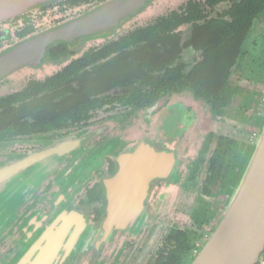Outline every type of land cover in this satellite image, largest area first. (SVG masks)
Returning a JSON list of instances; mask_svg holds the SVG:
<instances>
[{"label": "flooded vegetation", "instance_id": "af4514ba", "mask_svg": "<svg viewBox=\"0 0 264 264\" xmlns=\"http://www.w3.org/2000/svg\"><path fill=\"white\" fill-rule=\"evenodd\" d=\"M113 1L116 0H50L17 15L0 18V57L23 43L60 29ZM57 14L67 16L53 19ZM115 29L81 37L73 42H55L48 48L47 58L39 66H25L0 79V93L5 92L6 89L12 91L22 87L11 93L14 94L25 90L31 83L46 81L64 70L72 59L78 57L77 52L71 49L73 44L78 41H92L94 38L98 40V37L102 38ZM191 31L186 33L184 30L183 37L188 39ZM247 43L245 50L248 52ZM98 47L91 45L83 53ZM53 49L57 51L67 49L69 54L54 60L51 58ZM195 54L193 48L188 47L184 50L182 58H190ZM48 59L55 61L58 66L57 64L47 66L44 71H39ZM243 63L233 72V80ZM89 69L84 72V78L81 79L82 76L77 75L78 81H76V77L72 76L75 79L64 80L65 84H72L73 90L77 83L89 85ZM22 70L27 71L24 74L25 79L21 78L15 83L10 81V76ZM249 81L251 80L246 82L249 83ZM236 82L244 92L243 102L222 115L217 114L203 101L200 109L190 108L184 100L178 98L177 94L181 93H170L146 108L120 107L126 113V122L119 119L122 113L120 110L106 107L94 113L93 118L88 122L71 126L61 132L25 138L32 143H37L34 144L35 149L32 151H38L72 134L89 133L83 141L82 149L76 155L63 158L57 169L39 185L33 199L15 210L12 222L0 236V264H9L10 257L20 249L27 238L24 227L33 217L42 218L52 214L74 212L82 215L92 229L99 230L108 217L110 204L106 183L119 171L118 159L142 145H148L157 149L158 153H166L170 155V158H174L170 166L172 176L157 178L148 184L144 209L138 202L131 200L130 204L134 203V207L142 212L132 230H117L101 245L94 246L96 242H93L86 250L76 251L64 261H55L54 264H156L159 255L166 247L169 235L175 229H171L167 235L162 236L166 217L163 216L160 221H156L155 218L157 214H166L170 207L173 189L180 183L183 171L187 170L185 156L190 152V158H194L193 163L196 165L190 170L192 173L190 181L194 182L206 163L205 156L210 154L201 194L206 198H214L216 193L218 194L217 190L223 193L234 187L236 178L240 176L252 155L253 146L245 143L243 137L237 140L231 136L234 131L228 133L227 130L238 128L244 122H246L247 131L261 129L264 118L260 116L259 111L264 104V93L263 89H256L247 83L243 87L242 78ZM70 97H75V93L72 92ZM139 119H142V122H138ZM233 121L235 122L232 123ZM200 122H202L201 125ZM228 122H231L232 126ZM206 131L208 133L204 135ZM35 138L43 140L39 142ZM201 143L203 145L202 149L200 148L202 150L200 155L197 148ZM30 151H26L25 155ZM223 151H227L226 156H223ZM215 164H217L216 167L219 164L222 165L219 174L212 168ZM69 172L71 174L67 176ZM215 173L218 177L216 181H213ZM207 189L211 191L210 195L206 194ZM215 215V212H211L205 226L209 225ZM257 264H264V252Z\"/></svg>", "mask_w": 264, "mask_h": 264}, {"label": "trees", "instance_id": "16d2710c", "mask_svg": "<svg viewBox=\"0 0 264 264\" xmlns=\"http://www.w3.org/2000/svg\"><path fill=\"white\" fill-rule=\"evenodd\" d=\"M263 18L264 0H190L72 59L46 81L1 98L0 143L61 132L88 122L106 107L146 108L166 94L188 90L222 115L243 102L244 92L232 76L248 56L245 45L255 23ZM187 27L192 31L185 39ZM188 47L196 54L182 58ZM68 54L67 49H53L51 58ZM87 69L89 85L77 83L73 90L72 84H65L84 78ZM72 92L75 97H70ZM216 165L212 168L219 174L222 165ZM228 191L231 195L233 190ZM199 238L194 231L173 230L156 264H192L202 250Z\"/></svg>", "mask_w": 264, "mask_h": 264}, {"label": "water", "instance_id": "95a60500", "mask_svg": "<svg viewBox=\"0 0 264 264\" xmlns=\"http://www.w3.org/2000/svg\"><path fill=\"white\" fill-rule=\"evenodd\" d=\"M50 0H0V18H8ZM149 0H116L60 29L23 43L0 57V79L25 67L39 66L48 48L57 41L73 42L119 27L123 20L143 9ZM89 133L72 134L39 151L0 167V236L15 210L34 197L39 185L68 155H76ZM174 158L142 145L118 159L120 169L106 183L108 217L99 230L77 213L31 218L25 225L26 240L9 264H54L90 244L101 245L117 230H132L144 209L148 184L170 178ZM71 174L69 172L67 176ZM130 204V207H129ZM264 252V121L253 153L230 195L227 209L192 264H257Z\"/></svg>", "mask_w": 264, "mask_h": 264}, {"label": "rangeland", "instance_id": "374dc122", "mask_svg": "<svg viewBox=\"0 0 264 264\" xmlns=\"http://www.w3.org/2000/svg\"><path fill=\"white\" fill-rule=\"evenodd\" d=\"M188 1L189 0H151L143 9L134 13L129 18L123 20L120 27H118L114 31L109 32L102 38L101 36L98 37V40H96L97 38H94L95 40L92 39V41H78L73 44L71 49L77 52V56H80L88 49L89 46H101L102 44L118 40L120 37L126 35L130 31L138 27L146 26L154 18L167 15L168 13L179 8ZM60 16L67 15L57 14L53 19L59 18ZM184 30L186 33H190L191 28L187 27ZM246 49L248 50L249 55L245 59L242 67L235 73L234 80L238 81L240 80V78H242L243 82L241 83V85L243 87L244 84L247 83V80H251L249 81V83H247V85H251L256 89L261 88L263 89L264 93V78H262V75H264V18L263 20L257 21L255 23ZM185 56H187V54H185ZM56 64L57 63H55V61L48 59L44 63L43 68L39 71H44L47 66H56ZM26 73L27 71L25 70L15 73V75L10 76V81L15 83L16 80H20L21 78L25 79L26 76L24 74ZM15 89L14 90L16 92L22 89V87H18ZM14 90L10 91L9 89H6L5 92L0 93V97H6L13 93ZM177 95L178 98L184 100V103H187L190 108L194 109L198 107L200 109V106L203 105L202 101L196 99L194 97V94L189 90ZM117 109L122 112L119 119L126 122L127 119H125L126 113H124V110L120 107H118ZM259 112L260 116L264 118V104ZM96 115H98V113ZM235 120L238 121L237 119ZM138 122H142V119H139ZM234 122L235 121H233L232 123ZM201 123L202 122H200V125ZM228 123L232 126L231 122ZM245 124L246 122L241 123L240 127L238 128H229L227 132L229 133L230 131H234L231 136L235 137L237 140H241L243 137L245 143L251 144V146H253L256 142L258 131H247L248 129L246 128ZM228 127L229 126H227V128ZM205 129L206 126L203 128V130L205 131ZM207 133L208 132L206 131L204 135H206ZM35 139L39 142H42L43 140L42 138ZM34 144L37 143H32L27 139L14 140L7 143L1 142L0 167L25 157L26 151L28 152L31 150L30 152H32V149H35ZM202 145L203 144L201 143L197 148L198 154H200V151H202ZM167 146L169 147L170 145L168 144ZM190 157L191 153L189 152L184 158L185 162L187 163V170L183 171L180 183L173 189V193L171 195L172 202L170 203V207L168 208L166 214H157L155 220L160 221L163 216L166 217L163 226L164 229L162 230V236L167 235L171 229L189 230L199 233L200 238L198 241V245L199 247L203 248L210 238L211 234L213 233L214 229L224 216L229 203L230 193L229 191H225L222 193L221 191L217 190L218 194L216 193L214 198H206L202 196L201 191L204 183L203 181L206 177L205 174L210 154L205 156L206 163L203 165L200 173L197 176V180L194 182L190 181V177L192 174L190 170H192V168H194L196 164L194 165L193 163L194 158L191 159ZM233 188L234 187L232 186L230 190H233ZM211 212H215L216 215L211 220L209 225L205 226L207 218L209 215H211Z\"/></svg>", "mask_w": 264, "mask_h": 264}]
</instances>
